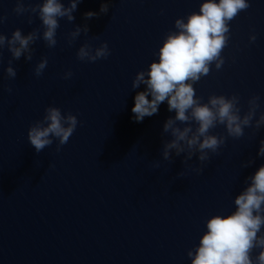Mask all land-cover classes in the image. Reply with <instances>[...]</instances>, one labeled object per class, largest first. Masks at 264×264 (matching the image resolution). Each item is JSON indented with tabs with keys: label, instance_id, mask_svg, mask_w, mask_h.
Wrapping results in <instances>:
<instances>
[{
	"label": "clouds",
	"instance_id": "obj_1",
	"mask_svg": "<svg viewBox=\"0 0 264 264\" xmlns=\"http://www.w3.org/2000/svg\"><path fill=\"white\" fill-rule=\"evenodd\" d=\"M82 0H68L67 6L62 0H42L33 4L31 0H15L13 12L17 16L27 14V23H34L33 17L41 21L40 27L24 34L20 28L10 36L0 33V53L6 48L11 54L6 76L14 80L17 70L13 61L23 57L33 60L36 49L33 45L43 40L48 49L57 46V30L60 19L69 23L75 21L74 13ZM112 0H102L99 12L84 13L83 25H75L68 33V45L71 46L83 34L88 37V20L98 18L109 12ZM251 6L250 0H203L198 12H192L186 18L174 21L175 31L165 34L159 47L158 60L152 61L146 69L136 73L131 82V89L146 86L134 97L131 111L135 122H142L145 117L158 114L162 103L167 102L168 111L175 116L167 118L163 124L162 136L171 139L162 140L161 157L169 164L173 155L183 154V170L177 178H184L189 169L197 175L202 174L212 155H219L220 149L228 138L239 140L250 129L249 138H254L264 128V110L261 97L252 94L246 100V110L242 97L238 93L231 95L211 94L207 102L197 96L194 87L203 77L212 71V66L219 71L225 64L223 52L229 46L231 38L230 22ZM7 15H0V25L7 21ZM92 39H99L93 36ZM257 36L249 35V43H255ZM111 50L106 41L94 46L85 40L76 51V58L81 62L95 63L107 59ZM48 57L41 56L33 73L43 75L48 66ZM73 73L66 71L63 79H71ZM9 94L13 89H6ZM149 96L151 99H149ZM81 123L71 112L63 114L56 106H48L42 119L34 121L28 128L27 140L41 153L50 147L54 139L58 142L56 151L68 143ZM223 126L226 135L213 134L212 130ZM264 158V139H260L256 153ZM196 157L198 163L188 162ZM255 163V158L242 161L241 169ZM153 169L160 168L158 160L153 161ZM243 189L234 197L235 210L230 214H215L205 222L206 231L199 238V244L187 251L191 264H264V164L244 180ZM256 252L255 255L253 253Z\"/></svg>",
	"mask_w": 264,
	"mask_h": 264
}]
</instances>
